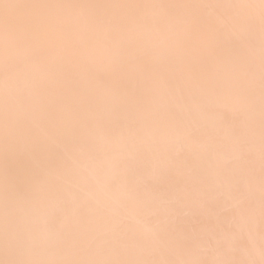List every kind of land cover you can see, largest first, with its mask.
Instances as JSON below:
<instances>
[{
  "label": "bare ground",
  "instance_id": "1",
  "mask_svg": "<svg viewBox=\"0 0 264 264\" xmlns=\"http://www.w3.org/2000/svg\"><path fill=\"white\" fill-rule=\"evenodd\" d=\"M62 1L64 0H56L55 4L58 5L53 9H45L42 17L33 12L25 13L23 11L22 20L24 22L19 23L20 21L15 22V19H11V13L18 7L25 8L22 1L0 0V74L6 78L8 75L11 77L13 63H17L18 56H22L25 61L22 67L27 65L22 75L16 72L11 77L10 88L14 92L18 91L13 97L16 100L11 101V97L6 94L1 97L0 264H75L74 260L77 257L74 252L80 247H86L88 243L97 242V240H99L102 249H109L110 252L113 250L115 256L106 261L104 259L100 261L96 257L93 264H232L229 262L228 257L230 256L227 254L231 253L233 256L244 252L245 248H247L246 259L254 261V264H264V50H262L263 52L259 51L262 49L261 47L258 51L255 48V51L249 52L254 46L247 40L250 34H264V0H244L248 5L239 6V9L238 7L235 9L224 7L223 2L220 3L219 0H192L193 7L188 3L183 7L176 6L175 2L178 4L180 0H174L171 10L163 12H161L162 7L158 6L160 4L157 2L158 0H141L140 7L158 8L157 12L160 13L149 14L145 12V9L140 10L134 32L123 41L115 37L117 33L114 31L107 32L108 35H106V26L114 25L113 22H117L119 19L112 18L110 20L108 16H104L102 6L109 1L118 11L123 7L122 2L124 1L86 0L88 1L87 7L77 12V15L80 13V16L76 19H73L76 12L71 10L69 4H65L62 8L59 6ZM60 9L63 10L59 11ZM148 14L155 16V19H150ZM190 14H196L197 18L194 16V20L188 21L187 17ZM171 17L176 21H171ZM106 19H109V22H106ZM122 22L123 20H121ZM165 27H167V31L162 30ZM123 28L129 27L124 25ZM160 32L165 34L166 42L164 43H161V39H159ZM221 32H224V35L235 33L237 38H226L224 42L223 38L217 37ZM49 35H57V37L52 39V42H48L46 38ZM246 41L249 44H246ZM262 42L263 46L264 39ZM110 47L112 48L109 49ZM72 48H76L77 51L81 49L82 52L78 51L77 56L72 57L67 54V51H71ZM183 48L189 49L183 50ZM64 49L67 50L64 51ZM108 49L109 53H107ZM205 50L207 53L220 50L223 55L220 59L218 57L219 60H211L210 57V61H207L209 57L205 55ZM165 52L173 53L177 58L173 62L167 63V58L164 56L163 62L156 64V57L158 55L163 57ZM91 53L92 56H90ZM137 53L153 63L152 71L154 72L151 74L154 73L153 76L143 77L138 73L135 64L132 63ZM93 58L96 62H93L95 65H103L101 69L97 67L96 70L92 69L93 64L90 60ZM121 58L125 61L128 60L131 65H122ZM168 58L170 59L171 56ZM75 61H80V64L82 62L81 65L88 71L82 81L79 79L80 74L81 71L83 74L85 70L80 69L81 65L77 66ZM8 62L11 64L8 65ZM205 67H209V70L203 74L202 68ZM230 71L235 72L236 75L238 73L247 74L248 80L241 88L224 87L227 83L226 80L237 86L233 81V79L236 80L235 75ZM156 72L157 75H155ZM161 73L168 78H172V74H175L177 81L182 79V82L169 88V95L172 93L179 97L184 94L186 97L189 96L188 99L198 96L195 100V109L192 108L191 112L195 121L192 126V134L189 136H192L190 142L199 138L202 142L204 139L202 131L203 128L209 126V121L214 124L212 126L217 123L223 125L222 122L231 117L227 123H224L225 138L219 140L216 133L210 132L211 141L205 145L209 153L202 152V158L195 162L196 164L200 162L205 171L198 170V175L191 179L185 177L183 170L187 165L184 161H180L179 157L176 158L179 163L176 164L172 173L169 170L166 173L148 170L144 161L135 162L133 160L130 167L135 169L131 173L136 174V165L146 168L140 170L137 177L126 181L129 175L123 176V173L118 169L107 166L111 157L125 160L129 157L128 154L122 155V152L116 151L108 156L102 151L97 156L91 155L93 157L91 161L80 162V160H84L85 155L91 154L90 152L94 150L91 146L95 142H91L90 139H95L92 138L95 135L89 133L90 130L93 132L95 126L97 127L103 120H107L108 110L105 111L106 109L102 106V109L99 108L100 116H93L92 107L97 102L90 98L97 93L102 94L101 99H108L107 102L110 105V99L114 103L121 102L120 97L125 95L126 100L122 98L125 102L122 101L121 104L123 103L122 108L124 107L126 114L130 117L129 124L126 125L123 119V123L118 125L120 131L115 133L118 138H111L107 134V136H102L103 138L94 141L98 145L109 143L111 148L124 145L129 150L132 143L128 137L139 133L136 131L139 123L138 118L153 110L155 97L152 100L145 97L141 103L137 102V98L142 92H151L155 88L152 84H156L155 77ZM101 78H104V86L102 83H98ZM22 79L30 81L33 79V85H25L24 82H21ZM110 80L119 81L120 85L129 90L131 95L125 90L119 89L117 93L119 97L115 98V95L110 93L112 89L106 86ZM222 87L224 88L222 89ZM7 88H9L7 83H3L0 90ZM44 88H48V91L42 92L41 89ZM98 88L102 89L100 92L103 93L98 92ZM43 93L48 96L51 93L55 95L57 104L54 108L42 105ZM213 93L219 99L225 98V94L232 96V99H229L228 104L208 105L209 97ZM103 94L106 95L103 96ZM160 100L163 98L158 99L156 103ZM235 100L238 102V106ZM79 105H81L80 108ZM182 109L188 111L186 107ZM164 110L165 107L155 109L154 114H160ZM75 113L85 120L84 123L87 125L83 128L85 133L80 137L79 134L82 133L78 128L80 125L70 121ZM123 114L126 116L125 113ZM236 115L246 116L248 120L245 125L248 124V128H250L246 132L250 134L247 140L251 145L245 150L239 151L245 156L243 167L235 172L226 171L212 174L217 169L218 158L224 152H233L234 142L239 141V137L242 136H239L240 134H244L242 132L236 136L232 135L243 129V125L238 122ZM33 117L36 119L33 120ZM206 117L209 121L206 120ZM98 127L104 130V123ZM165 134L167 131H163V139L159 138L161 143L167 141ZM175 134L171 139L173 141L174 138L177 140L174 137ZM220 142H222V146H219ZM173 143L169 147L172 148ZM152 145L156 147L158 140H153ZM102 147L103 144L101 147L98 146V151ZM80 156L82 157L80 158ZM194 161L187 162L193 164ZM35 164L41 166L38 171L34 169ZM84 166L94 167L96 169L95 176H98L97 178L102 181L103 189L100 194L103 195L96 196V199L93 200L96 202L95 205L89 198L90 192L94 189L87 185L89 191H84L80 187L86 186L83 182L81 185V181L86 180L81 171ZM254 167H258L261 173L257 175L254 171L258 170H254L252 174L255 175V178L251 180L252 182L242 178L246 174L239 175L243 174L246 169H255ZM249 171L251 170H247L246 173ZM204 175L210 177L209 182H204ZM212 175L214 176L212 177ZM58 176H63L61 178L63 184L58 182ZM66 178H71V180ZM213 178L224 182L228 190L237 186L240 179L241 182H246V185L249 186L248 189L252 191L253 202H249L248 205L239 209L231 210L228 207L231 213L226 215V219L228 216L234 217L237 228L243 229L242 236L237 239V242H234L232 235L223 229L225 227L223 217H220L218 221H209L208 219L206 221L204 213L207 214V210H211V207L205 206V202H203L199 204L201 209L193 208V206L190 207L193 209H186L188 216L194 213L197 215L189 218L191 229L179 230L180 232L173 233L169 238L171 243L177 245L162 247V241L151 237L154 232H158L160 229L157 218L163 210L157 208L158 201L166 192L176 190L177 185H184L185 181L201 186L209 184L212 187ZM150 179L159 181L163 190L159 189L158 192L150 193L152 189L148 186ZM232 180L233 182H231ZM76 182L77 184H75ZM127 186L130 188L124 192L122 188ZM225 186L221 185L220 188L225 189ZM136 187H141L144 193L148 192V198L144 197L141 202L135 200ZM82 193H88L87 197H83ZM105 196L116 198L118 201L106 203L104 202ZM183 196L181 192V197ZM55 198L60 199L55 201ZM223 201H226L228 206L235 205L233 197H224ZM63 202L66 206L62 205ZM182 202L178 201L168 205L167 213L172 212V215L180 212L186 206ZM155 203L157 204L155 205ZM121 209L134 212L135 217L136 214L143 215L145 210L150 209L154 217V220L151 219L153 225H150L149 229H145L142 224L135 228L126 223L125 220L128 217L124 218V222H122L118 220L117 216ZM202 211L203 215L199 214ZM89 212L93 213L92 216L98 221H102L103 224L99 223L97 228L88 227L87 230H84V222L81 219ZM184 216L186 217L185 214ZM169 222L170 225L173 224L172 219ZM200 222L204 223L200 225ZM58 223L63 227V230L58 232L61 234L58 237L48 241L32 242L29 246L24 244L34 232L39 233L37 229L40 224L51 229ZM71 227L73 232L66 231ZM221 231L228 234L226 237L228 241L233 240L230 242L232 243L230 253L225 254L226 251L213 247L206 248L211 246L207 245L205 240H208L212 234ZM255 240L263 241L261 243L263 245H254L252 253H250L248 250L252 248ZM141 243L144 245L141 250L145 254L143 256H146L145 259L144 257L137 259L138 254L133 251L131 255L129 251L131 247ZM136 248L140 251L138 246ZM204 249L207 252L196 255L195 251L201 252ZM213 249L220 253L213 252L215 251ZM214 254L217 255L214 256ZM251 254L252 257H249ZM129 255L133 257L131 258L133 261L127 259L128 261L122 263ZM147 255L152 259V263L148 261ZM101 256H103L102 252ZM129 261L131 263H128ZM88 262L84 261L82 264H92Z\"/></svg>",
  "mask_w": 264,
  "mask_h": 264
},
{
  "label": "rangeland",
  "instance_id": "2",
  "mask_svg": "<svg viewBox=\"0 0 264 264\" xmlns=\"http://www.w3.org/2000/svg\"><path fill=\"white\" fill-rule=\"evenodd\" d=\"M20 2V0H18ZM22 3L25 5V8L22 7H18L15 10L12 11L11 16H12V20H14L15 22H19L22 23L24 22L22 19L24 17V13L23 11L26 12H33L35 13V15L42 17L44 14V10H49L50 8L53 9L54 7H56L58 4H55L56 0H21ZM124 1L122 2L123 7L120 8L118 11L115 8V6L112 5V3H110L109 1L106 3V5L102 6V11L104 12V16H108L109 19L111 20L112 18L114 19H119V21L117 22H113L114 25L109 24V25H105L106 26V30L105 33L106 35L107 32L108 33H112L113 31L117 33V38H120L122 41L128 37L131 36L132 33L135 30V22L137 20V15L139 13L140 10L145 9L146 13L149 14H158L160 12H157L158 8L155 9H149L147 6H141L140 7V1L141 0H121ZM220 3H222V5L224 7L227 8H237L239 9V6H245L248 5V3H246L244 0H219ZM158 3H160L158 6L162 7L161 12L165 11V10H171L172 6H173V2L174 0H158ZM190 4L192 7V0H180L178 4L175 5L176 6H180L183 7L186 4ZM64 4V5H63ZM65 4H69V6L71 7V10H74L76 12L75 16H73V19H76L77 17L80 16V13L77 15V12H79V10L81 11L82 9H84L85 7H87L88 5V1L86 0H64L62 1V3L59 5L61 6V8L63 6H65ZM218 5V4H217ZM175 6V7H176ZM132 9H131V8ZM178 7V8H180ZM130 9V10H129ZM63 9H60L59 11H61ZM116 10V12H115ZM152 10V11H150ZM186 10V9H184ZM142 13V12H140ZM147 15L150 19H155V16H151V15ZM77 15V16H76ZM194 16L196 17V14H190L187 17L188 21H192L194 20ZM197 18V17H196ZM109 19H106V22H109ZM22 20V21H21ZM121 20H123V22L121 23ZM168 21V19H167ZM171 21L175 22V18L171 17ZM104 22V21H103ZM105 22V24H106ZM170 22V19H169ZM187 22V21H186ZM190 24V23H189ZM124 25H127V27L129 28H123ZM233 25V24H230ZM4 26V25H3ZM110 27V28H108ZM162 30L167 31V27L163 28ZM104 33V35H105ZM224 32H221L217 37H221L224 39V42L227 39H235L237 38V35L235 33H232L231 35H224ZM165 34L163 32H160L159 35V39H161V43L166 42L165 38H164ZM57 35H49L48 38H46V40L48 42H52V39H56ZM264 39V34H250L247 37V40L251 42V44L254 46V48H251L249 52L251 51H255L254 49L256 48L258 51V49H262L259 51L264 50V44L262 46V40ZM73 40V39H71ZM70 43V41H69ZM248 42L246 41V44ZM249 44V43H248ZM70 48V47H69ZM112 47H110L109 49H111ZM79 49V48H78ZM107 50V53H109ZM189 48H183V50H188ZM67 50V49H66ZM64 49V51H66ZM79 53L82 52V50H78ZM76 48H72L71 51H67V54H70V56L74 57L77 56L78 53ZM205 55L209 57L210 61V57L211 60L216 59L219 60L222 55L223 52L222 51H217V52H206V50L204 51ZM263 52V51H262ZM261 52V53H262ZM166 53V52H165ZM213 53V54H211ZM76 54V55H73ZM92 56V53L91 55ZM163 57L159 56L156 57V64H159L161 62H163V58L164 56H166L167 58V63L173 62L175 58H177V56L173 53H166L162 55ZM169 56H171V60L168 58ZM216 56V57H213ZM219 57V59H218ZM165 58V59H166ZM17 63H13L14 64V68H13V72L11 74V77L13 74L20 73V75H22V72L24 71V69L27 68V65L25 67H22L23 63L25 62L22 56H18V59L16 60ZM77 61H75L76 63ZM90 62H92L93 66L92 69L96 70V67L101 69L103 67L102 64H100V66L95 65V61L94 58L93 60L91 59ZM95 62V63H93ZM79 63V64H78ZM120 63L122 65L127 66L131 65L130 62L128 60H123L121 58ZM135 64L136 69L139 71L138 73L140 75H142L143 77L146 76H153L151 75L152 72V65L153 63L150 60H145L143 57L139 56V53H137L136 58L134 59V61L132 62ZM8 65L11 64V62L7 63ZM77 66L83 64L80 61H78ZM172 65V64H170ZM75 68V67H74ZM83 68V69H82ZM209 67H205L202 68L203 69V74H206ZM6 69V68H5ZM83 71H81L80 74V81H82V78L85 77L86 73L88 72L87 69L84 68V66L81 65V68ZM231 72V71H230ZM233 75H235V79H233L234 83L237 86H234L233 83L231 81H227V83H225L226 85L224 87L228 88L229 86L232 88H241L244 84V82L246 80H248V76L247 74H241L238 73V75L235 74V72H231ZM138 74V75H139ZM155 75H157V72L155 73ZM173 77L172 78H168L165 77L160 74H158V76L155 77L156 80V84H152L154 85V89L150 92V91H146V92H142L141 94H139V97L137 98V102L141 103L142 101H144L145 97H147L148 100H152V98H154L153 100V110L150 112H146L144 113V115H140L138 118L139 123L137 124V129L136 131H139V133L141 132V135H139V133H135V135H131L128 138H130V142L132 143V146L130 145L129 150L127 149V147H124V145H122L121 147H115L112 146L113 148H111V146H109L107 143V145L103 144L102 149L99 148V151L97 149V147H101L102 144L98 145V143H96V141L94 140H98V138H103L102 136H107V134H109L111 136V138H118V136L115 134L116 132H119L120 129L118 127L119 124L121 123H125L126 125L129 124V120L130 117L129 115L126 114L124 107L122 108V104L125 102V95L123 97V95L120 97L121 98V102L123 101V103L121 104V102H117L114 103V101H111L112 99H110V105H108V99L102 100L101 96L102 94H95L94 96H92L90 99L95 100L97 103H95L93 105V110H92V114L94 117H97L98 115L100 116L99 112V108L102 109H106L105 111H107V120H103L101 123H99L97 125V127L95 126V130L92 132V130H90L89 133H92L95 136H92V138L94 137L95 139L91 140V142H95L94 145H92L91 147L94 148L93 151H91V154H87L85 155L84 160H80V162H89L93 159L94 156L99 155L102 151H104V153H106V155L109 156L110 153H114L116 151H120L122 152V155H127L128 154V158H126L125 160H121L118 159L117 157H111L110 158V166L108 164L107 167H113L115 169H118L119 172L123 173V176L129 175V178H127L126 181H129L130 179L137 177L140 174V170L145 169L146 167L140 168L139 165H136V174H133L131 172H134L132 170H134L135 168L130 167L131 163L133 160H135V162L140 161H144L143 163H146L148 170H155V171H161L166 173L167 170H169L171 173L174 170V167L176 166V164H178L179 162L176 160L177 157L181 158L180 161H184L185 164L187 165L183 170L185 177L191 178L193 179L196 175H198V170H204V166L200 165L199 163H195L196 160L202 158V152H204V154H206L207 152L209 153L208 150H206V143L211 141V136H210V132H214L216 133L218 139L220 140V138H225L224 135V123H227L230 118L228 120H224L222 124H215V126H212L214 124H212L209 119L206 117V120H208L209 122V126L206 128H203L202 131V137L204 135V139L200 140V138L196 141L190 142V139H192V136L189 137L192 134V126L193 123L195 121L194 119V115H192L193 113H191L193 111V109H195V100L198 98V96H195L193 99H188L189 96H185L184 94L178 96L173 95L172 93L169 95L168 92L169 88L174 87L176 84H179L180 82H182V79L180 81H177V75L172 74ZM11 77L8 75V77L6 78L4 75L0 74V82L3 83H7L8 87L7 89H3L0 90V110H1V97L3 94H6L7 96L11 97V101L16 100V98H13L15 96V94H17V90H15V92L13 90H11L10 88V83H11ZM211 78V77H210ZM104 79V78H103ZM103 79H99L98 83H102V85L104 86L105 83H103ZM21 82H24V84H30L33 85V79L32 81H30L29 79L23 80ZM205 82V81H204ZM0 83V89H1V84ZM20 80L18 82V86H19ZM151 83V81H150ZM173 83V84H172ZM121 83H119V81H112L110 80L109 83L106 85L108 86V88H111L112 91L110 93H112L113 95H115V98H118L119 95L117 94L119 89H123L125 90L128 94H130L129 90H126L125 88H123L121 85ZM222 87V89L224 88ZM114 88V89H113ZM48 88H44L43 90L41 89V91H48ZM99 90H97L98 92L102 91V89L98 88ZM52 90V88H51ZM115 91V92H114ZM103 93V92H100ZM106 94H103V96H105ZM131 95V94H130ZM177 95V94H176ZM54 94H50L49 96L45 93H43L42 95V105L44 107H53L57 104L56 102V98L54 97ZM225 98H217L214 93L211 95V97H209V102L208 105L211 104V106L215 103H223V104H228L229 99H232V96H228V94L224 95ZM122 98H124L122 100ZM160 98H163V100H160L159 102L156 103V101ZM102 100V101H101ZM236 101V100H235ZM168 103V104H167ZM237 106L239 105L238 102L236 101ZM161 104V105H159ZM127 105V103H126ZM81 105H79L80 108ZM102 106V108H101ZM78 107V106H76ZM108 107V108H107ZM165 107L164 112H161L160 114H154L155 109H161ZM187 108L188 111H184L182 108ZM193 108V109H192ZM101 113V112H100ZM125 113L126 116L123 114ZM232 115V114H231ZM238 118V122L240 124L243 125V129L236 133H233V136L239 135L240 133H244V134H240L239 136V141L234 142L233 144V149L235 147V149L233 150V152H224L222 154L221 157L218 158V163L216 164L217 169H215L213 171L212 174L216 173V172H226V171H233L235 172L237 169L243 167L242 164L245 161V156L242 152V150H245L248 146L251 145L250 142H248L249 140H247V138L250 137V134L247 133L246 131L250 128H248V124L245 125L246 121L248 120V118L246 116H239L236 115ZM34 118V117H33ZM72 120L70 119L71 123H75V124H79L80 130L81 131V135L79 134V137L83 135L84 129L87 125L84 123L85 120H83L82 118H80L79 115H76V113L71 117ZM36 118H34L33 120H35ZM124 119V121H123ZM83 120V121H82ZM82 121V122H81ZM123 121V122H122ZM108 122V123H107ZM217 122V121H216ZM242 122V123H241ZM104 123V130L103 128H99L98 126L100 124ZM179 123V124H178ZM212 126V127H211ZM82 127V128H81ZM83 129V130H82ZM92 129V128H91ZM97 129V130H96ZM105 129H107V131H105ZM78 131V132H79ZM163 131H167V134H165L166 138L165 140H167L164 143H161L159 141V138L163 139ZM161 133V134H160ZM176 133V134H175ZM175 134L174 137L177 138V140L174 138L175 143H173L174 141L171 140L173 135ZM86 135V134H84ZM87 137V135H86ZM158 140V145L156 147H154L152 145L153 140ZM102 140V139H101ZM88 141V142H90ZM129 141V140H128ZM174 144V146L169 147V145H171L172 143ZM154 143H157L154 141ZM222 146V142H220V145ZM16 152V151H14ZM95 154H92V153ZM170 152V153H169ZM93 157H92V156ZM82 156H80L81 158ZM147 161H145L146 159ZM65 161H67L66 158H64ZM195 160V161H194ZM187 161H194L193 164L189 163ZM188 163V164H187ZM38 164L34 165V169L35 171H38L40 169L41 166H36ZM256 166V165H255ZM164 167H166L165 169H163ZM1 168V165H0ZM200 168V169H199ZM255 169H246L244 170L243 174H239V175H244L246 174L244 177V180H249L251 181L252 179L255 178V175H253V171L254 170H258V167H254ZM247 170H251L249 172L246 173ZM82 173L85 175V179L84 181H81V185L82 182L85 183V187L79 186L82 188V190H88L87 189V185L90 186L92 189H94V191L90 192V200L93 202V205L96 204L95 200L96 196H100L103 194H100V191L103 189L102 187V181H100L95 175H96V169H94V167H86L84 166V168L81 170ZM197 171V172H196ZM10 172V171H9ZM170 173V174H171ZM255 174H259L261 173L259 170L258 171H254ZM68 174V173H66ZM209 174V173H208ZM163 175V174H162ZM64 176V175H63ZM63 176H58V182L60 181L63 184V180L61 179ZM177 176V175H176ZM214 175H212L213 177ZM161 177V176H160ZM71 180V178H66ZM210 177H207L206 175H204V182H209ZM214 180V181H212ZM212 187L208 184V185H204L201 186L200 184H195V183H190L185 181L184 185H177L176 186V190L172 191V192H166L165 195H163V197H161L160 201H158L159 206L157 208L162 209V214L157 218V224L159 225L158 232H154L156 234H152L151 237H154L155 239H158L159 241L163 242V246L162 247H169L171 245H177V244H173L171 243V241L169 240V238L172 236L173 233H177L180 232L179 230H189L191 229V225L189 223V220L191 219V217H193L194 215H197V213L192 214L191 216H188L186 214V209H193L195 207L200 208L199 204L205 202V206H210L211 210H207V214L204 213V217L207 221V219L209 221L213 220H217L220 217L224 218V225L225 227L223 229L227 230V232L229 233V235H232L234 242H237V239L240 238L242 235V231L243 229H238L236 224H235V219L234 217H229L228 219H226V215L231 213V211L229 210V208H231V210L233 208L239 209L244 207L245 205H248L249 202H253L254 197L252 195V191H250L248 188L249 186L246 185V182H241L240 179L238 181V185L231 188L230 190L227 189V186H225L224 182H221L219 179L215 180L214 178L212 179ZM39 182V181H37ZM42 182V180H41ZM68 182V181H67ZM66 182V183H67ZM233 182V180L231 181ZM252 182V181H251ZM250 182V183H251ZM56 183V182H55ZM65 183V184H66ZM77 184V182L75 183ZM47 185V184H46ZM221 185L225 186V189L220 188ZM148 186L152 187L150 193H154V192H158L159 189L163 190L162 187H160L159 185V181L157 182L156 179H150L148 181ZM36 188V187H34ZM130 187L127 186L125 188H122V190L125 192L127 191V189H129ZM89 191V190H88ZM181 192L183 193V197H186V199H183V197H181ZM135 193H137V196L135 198V200H137L138 202H141V200L145 197L146 199L148 198V192H143V189L141 187H136ZM88 193H82L83 197H87ZM152 194L149 196L151 198ZM153 196H155V194H153ZM224 197H233V201L235 203L234 206H228L229 204L226 203V201H223ZM88 198V199H89ZM60 198H55V201H59ZM63 201V200H62ZM110 201H113V203L117 202L118 200L116 198H112V197H106L104 198V202L108 203ZM178 201H183L182 204H185L186 206L180 210V212L172 214V212H170L169 214L167 213L169 210L168 205L176 203ZM57 203V202H56ZM65 205V202L62 203V205ZM157 203H155L156 205ZM191 206H193V208H190ZM213 206V207H212ZM264 206V205H263ZM229 207V208H228ZM259 207V206H257ZM91 209V208H90ZM201 209V208H200ZM235 209V210H236ZM149 211V212H148ZM93 213L89 212L86 215L82 216L83 222H84V230L88 229V227H98V225L103 224L102 221H98L96 218H94L92 216ZM133 213H131L130 211H123L121 209V212L119 214H117L118 216V220H121L122 222H124V218H127L126 223L127 224H131L133 227H137L139 224H142V226H144L145 229H149L150 225H153V221L154 217L152 214V210L147 209L143 212V215H137L136 217L133 215ZM184 214L186 215V217L184 216ZM201 215H203V211L202 213H199ZM230 215V214H229ZM179 217V218H178ZM190 218V219H189ZM152 219V220H151ZM172 219L173 224H169L170 220ZM178 221L177 223H175L174 221ZM187 220V221H186ZM205 221V222H206ZM100 223V224H99ZM204 222H200V225H202ZM61 224V223H60ZM88 224V225H87ZM38 230V234L37 231L34 232L32 235L35 236H30L29 240L27 238V241L24 242V244H26L27 246H29L32 242L33 243H37L40 242V240L42 241H48V240H53V238L58 237L59 235H61L60 231L63 230V227L61 225H56L53 228H48L43 226V224H40ZM68 232H73V228H67ZM77 232H79L77 230ZM227 235L225 232L221 231V232H216L215 234H212V236L210 238H208V240H205V243H207V245L211 246V247H206L211 249L213 248H217L219 250H223L226 253H230V247L232 245L233 240H227ZM112 237V236H110ZM31 238V239H30ZM99 240H97V242L95 243H88L86 247H80L79 250H77L76 252H74V255H76V259L74 260L75 264H82L84 261H89L88 263H95V258L97 257L98 259H100V261L102 259H104L105 261L109 258H113L115 255L113 253V250H111V252L109 251V249H102L101 245H99ZM27 242V243H26ZM263 243V241H257L255 240L253 242V246L251 249L248 250V252L252 253V249L254 247V245L259 244V245H263L261 244ZM136 246H138L140 248L139 249L136 248ZM136 246L131 247V249L129 250L131 252V255L133 254V251H135V253L138 254L137 259L140 257H144V259L146 258L144 252H142V246H144L142 243L141 244H136ZM82 248V249H81ZM145 248V247H144ZM215 250V249H213ZM79 251V252H78ZM84 251V252H81ZM101 252L103 254V256H101ZM207 252L206 249L201 250V252H197L195 251L196 255H200L201 253ZM216 253H220V251H213ZM246 253H247V248H245L244 252H239L233 256H231L230 254H227L229 262H231L232 264H252L254 261L250 260L249 258L246 259ZM131 255H129L126 259H124L122 261V263H125L127 259L131 260V258H133ZM217 254H214V256H216ZM47 256V255H46ZM148 256V261H151L152 263V259L150 258L149 255ZM196 256V257H197ZM43 257V256H42ZM249 257H252V254L249 255ZM141 260V259H140ZM138 260V261H140ZM128 261V260H127ZM133 261V259L131 260ZM137 262V261H136ZM128 263H131L130 261ZM254 264V263H253Z\"/></svg>",
  "mask_w": 264,
  "mask_h": 264
}]
</instances>
